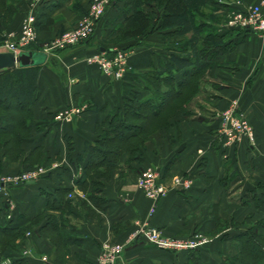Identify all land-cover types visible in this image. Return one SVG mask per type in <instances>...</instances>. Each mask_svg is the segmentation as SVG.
Segmentation results:
<instances>
[{
  "label": "crops",
  "instance_id": "1",
  "mask_svg": "<svg viewBox=\"0 0 264 264\" xmlns=\"http://www.w3.org/2000/svg\"><path fill=\"white\" fill-rule=\"evenodd\" d=\"M89 1L46 0L37 10V47L73 26ZM234 1L206 0L197 5L192 14L195 24L202 26L199 40L203 34L218 33L223 34L222 43L233 45L209 59L183 112L175 110L163 126L148 133L139 157L128 152L119 156L109 177L101 180L97 205L87 198L83 203L84 192L74 184L88 158L85 146L95 141L97 126L113 128L124 97L134 94L139 102L151 96L149 73H161L171 54L185 56L190 51L187 45L179 53L169 43L183 42L189 33L169 34L174 28H160V8L150 0L140 7L149 16V30L121 36L133 0H117L103 11L87 39L49 52L38 65L36 98L29 107L30 136L21 145L25 156L37 153L35 164L45 172L35 181L0 187V225L24 227L35 221L26 230L34 233L26 264H95L101 243L109 241L122 246L114 264H239L235 235L248 229L264 234V205L240 201L257 183L264 184V32L249 31L235 40L220 23L221 13ZM5 2L13 12L12 19L1 24L7 37L19 30L28 0ZM46 19L50 23L40 28ZM116 51L123 52L125 61L119 78L84 60L94 52L109 58ZM181 72L174 73L175 82ZM223 111L247 121L253 130L251 142L244 135L227 138ZM1 163L2 174L16 173L27 164L4 159ZM147 167L160 170L159 180L167 188L152 212V201L135 185ZM174 177L187 180V187L175 185ZM57 187L70 190L63 201ZM90 187L88 182L85 190ZM66 198L70 200L65 202ZM38 216L42 218L36 222ZM141 223L172 236L198 229L208 241L188 252L158 250L132 237ZM38 231L57 236L60 254L48 238L37 237Z\"/></svg>",
  "mask_w": 264,
  "mask_h": 264
},
{
  "label": "trees",
  "instance_id": "2",
  "mask_svg": "<svg viewBox=\"0 0 264 264\" xmlns=\"http://www.w3.org/2000/svg\"><path fill=\"white\" fill-rule=\"evenodd\" d=\"M204 1L206 0H156V4L160 8L158 15L161 19L160 28H174L169 34L184 35L189 33V37L185 41H171L169 47L181 53L184 46L187 45L190 51L185 56L169 55L167 61L163 63L161 73H149L153 86L150 97L139 102L136 101L134 94L124 97L121 104V117L116 119L113 128L103 129L100 126L95 128L96 139L93 144L85 146L84 154H87L88 158L80 175L74 179V184L84 192L85 199L81 200L83 203L86 202L87 198L93 204H98L100 197L97 194L100 193L101 180L109 177L110 171L116 166L119 156L128 152L131 156L139 157L140 148L143 146L148 133L163 126L167 116L179 108L177 105L182 100L184 101L189 97V94H184V92L195 88L198 76L207 68L209 59L233 45L230 42L222 43L223 34L218 33L207 34L201 38L198 45V35L202 26L195 24L192 13L197 10V5ZM149 2L150 0H133V11L125 19V25L120 30L121 36H136L149 30V16L140 9L141 5L149 4ZM2 4L8 9L5 0L2 1ZM39 15L37 13L36 29ZM3 17L4 14L0 13V18ZM45 21L46 24L41 25L40 28H45L50 23V19ZM1 24H3L2 21H0V44L5 37ZM229 30H237L238 32L240 30L243 35L249 32L246 29ZM204 42L207 44L202 45ZM37 49L39 48L34 43L28 50ZM38 65L0 69V109L3 112L0 115V135L12 134L14 140L19 143L30 136L31 110L29 107L36 98ZM179 70H182L181 79L175 82L174 73ZM24 113H28V117H23L22 114ZM4 154L6 157L9 155ZM9 157L15 159L10 155ZM80 160V157L77 158V161ZM171 161L172 159L167 162V165ZM88 182L91 184L89 192L85 190ZM56 191L58 199L62 200V196L70 190L57 187ZM68 200L70 199L66 198L65 202ZM240 201L241 203L251 202L254 205H264V184L257 183L253 190L245 192ZM24 227H11L9 224L0 225V234L6 236L23 233ZM234 239L240 245L239 264H264V251L262 250L264 234L248 229L236 234ZM2 251L4 250L0 249V256ZM7 264H26V262L23 259L13 258ZM231 264L233 263L231 262Z\"/></svg>",
  "mask_w": 264,
  "mask_h": 264
},
{
  "label": "built area",
  "instance_id": "3",
  "mask_svg": "<svg viewBox=\"0 0 264 264\" xmlns=\"http://www.w3.org/2000/svg\"><path fill=\"white\" fill-rule=\"evenodd\" d=\"M46 0H28L30 15L24 20L19 31L8 34L1 45L3 50L17 54L20 51L28 50L37 40L35 12L39 10ZM117 0H90L87 8L75 21L73 26L63 31L61 35L53 37L51 42L41 48L42 52L48 54L55 49L68 45H75L87 39L93 32L97 20L101 17L104 9ZM233 6L228 7L225 13L224 27L227 29H246L254 33L264 32V0H257L243 4L241 1H234ZM9 37V38H8ZM123 52L116 51L112 57L107 58L101 52H94L85 57L87 63H94L100 67L103 73L114 78L121 77L124 71ZM220 118L225 123L224 134L229 140H236L244 135L250 142L253 139V131L247 121L239 116H234L230 111L220 113ZM41 168L25 170L17 175L0 177V184L17 185L35 181L43 174ZM160 170L154 167H147L136 178V186L143 196L155 201L162 197L167 188L159 180ZM173 183L181 187H187V180L178 177L173 178ZM150 212L153 211L151 206ZM132 237H140L142 241L158 250L169 252H188L201 247L207 238L203 233H195L189 236L163 235L160 231L148 223L139 224L132 232ZM122 246H112L109 242L100 245L95 264H114L115 259L121 252Z\"/></svg>",
  "mask_w": 264,
  "mask_h": 264
},
{
  "label": "rangeland",
  "instance_id": "4",
  "mask_svg": "<svg viewBox=\"0 0 264 264\" xmlns=\"http://www.w3.org/2000/svg\"><path fill=\"white\" fill-rule=\"evenodd\" d=\"M2 1L3 0H0V13H3L4 14V17L2 18V19H0V21H2L3 22V24H7L11 19H12V15H13V12L12 11H10V10H8L7 8H5V6H4V4H2ZM236 1V0H235ZM107 8V7H106ZM105 8V9H106ZM230 8V7H229ZM104 9V10H105ZM226 10H227V8L221 13V17H222V19H221V24L223 23L224 24V19H225V13H226ZM30 15V11H29V8L27 7V10H22V19H21V22H20V26H19V29H20V27H21V25L23 24V22H24V20L28 17ZM219 16V17H220ZM35 18H37V12H35ZM66 29H63V30H60L55 36H58V35H61L62 33H63V31H65ZM19 31V30H18ZM217 31H220V29H218V27H217ZM230 32V34L231 35H233L234 37H236V39L235 40H237L238 38H240L243 34H242V31L240 32V30H239V32L237 31V30H231V31H229ZM12 34H16V32L15 33H10L9 34V36L10 35H12ZM37 34H38V32H37ZM235 34H237V35H235ZM242 34V35H241ZM203 35H205V34H203ZM203 35L201 36V38L203 37ZM54 36V37H55ZM7 38V37H6ZM9 38V37H8ZM12 38H16V35L15 36H13ZM5 39V38H4ZM117 38H115V40H116ZM37 40H38V37H37ZM37 40H36V42L35 43H38L37 42ZM4 41L5 40H3L2 42H1V44H0V51H5V50H3L4 48H2L1 47V45L4 43ZM112 41H114V40H112ZM49 42H51V40L49 41ZM201 41L199 40V43H200ZM230 43H232L233 44V41H229ZM228 42V43H229ZM43 44H48V43H43ZM43 44H40V46L43 48ZM206 45L207 43H202V45ZM41 47L39 48V49H37V50H39V51H41L42 49H41ZM123 61H124V59H123ZM124 63H125V61H124ZM123 63V64H124ZM205 70H206V68H205ZM204 70V71H205ZM197 86H198V81H197V83H196V85H195V88H193V90L192 89H188L186 92H184V94L185 93H188L189 94V97L190 96H192L194 93H195V91H196V89H197ZM188 97V98H189ZM188 98L186 99V100H182V102H180L179 103V105H177L179 108H177L176 110H180L181 112H183V107L185 106V104H186V102L188 101ZM179 100V99H178ZM181 100V99H180ZM179 100V101H180ZM174 112V111H173ZM173 112H171V114L173 113ZM3 112H2V110L0 109V115L2 114ZM22 116L24 117V116H26V117H28V113H24V114H22ZM253 131V130H252ZM6 143H8V144H6ZM6 144V145H5ZM4 153H7V155L9 154L11 157H14L15 159H11L10 157H9V155H8V157H6L5 156V154ZM36 155H37V153H32L31 155H29V156H25V152H24V150H23V148H22V145H21V143H19L18 141L16 142L15 140H14V135H12V134H3V135H0V163H1V161L4 159V160H6L7 162H9V163H12V162H22V163H24V162H26L27 164H26V167H24V168H22L21 170H19V171H17L16 173H12V174H2V170H3V168L4 167H2L1 166V164H0V177H2V176H11V175H17L18 173H20V172H22V171H25V170H31V169H38V168H41L44 172H45V169H44V167L42 166V165H39V164H35V162H36ZM43 172V173H44ZM43 175V174H42ZM18 185V184H17ZM135 185H136V180H135ZM3 186V185H2ZM2 186H0V187H2ZM137 187V186H136ZM138 189V188H137ZM146 198V197H145ZM161 198V197H160ZM159 198V199H160ZM148 199V198H147ZM159 199H156L155 201H152V200H150V201H152V206H154L155 205V203L159 200ZM151 208V207H150ZM40 218H42V216H38V218H37V221L36 222H38V221H40ZM48 219H50V218H48ZM34 221V220H33ZM33 224V223H32ZM27 225V226H25L24 228H23V233L21 232V233H16V234H8V235H6V236H2V234H0V249H2V250H4V251H2V253H1V256H0V263H9L13 258H18V259H23L24 261H25V256H27V254L29 253V251H30V249H31V246H32V241L34 240V233H33V231L32 230H29V231H26L27 229H32L31 227H33V225ZM27 227V228H26ZM133 232V231H132ZM39 235H37V237H40V236H43V237H46V238H48L49 239V241L52 243V244H56L55 243V239H57V236L56 235H54V234H52V233H49V232H45V231H43V233H41L40 231H38L37 232ZM41 233V234H40ZM161 233V232H160ZM195 233H203L205 236H206V238H207V241H208V236H207V234L206 233H204V232H202V231H200V230H198V229H195V230H193L192 232H190L189 234H187L186 236H189V235H193V234H195ZM162 234V233H161ZM131 235H132V233H131ZM164 235V234H163ZM207 241L203 244V245H205L206 243H207ZM109 243H111L112 244V246H116V245H121V244H119V243H117V242H113V241H109ZM57 245V248H56V251H57V253L58 254H60V252L59 251H62L63 250V248H61L58 244H56ZM202 245V246H203ZM15 246H17L16 248H15ZM30 246V247H29ZM262 250L264 251V247L262 248Z\"/></svg>",
  "mask_w": 264,
  "mask_h": 264
},
{
  "label": "water",
  "instance_id": "5",
  "mask_svg": "<svg viewBox=\"0 0 264 264\" xmlns=\"http://www.w3.org/2000/svg\"><path fill=\"white\" fill-rule=\"evenodd\" d=\"M46 53L37 50H25L14 54L11 51H0V69L17 66H30L42 63ZM3 184L1 183L0 186Z\"/></svg>",
  "mask_w": 264,
  "mask_h": 264
}]
</instances>
